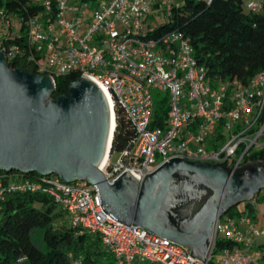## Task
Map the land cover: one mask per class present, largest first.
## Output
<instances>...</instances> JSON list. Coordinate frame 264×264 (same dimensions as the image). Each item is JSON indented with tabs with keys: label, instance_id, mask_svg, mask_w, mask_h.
Segmentation results:
<instances>
[{
	"label": "built area",
	"instance_id": "2783aa9c",
	"mask_svg": "<svg viewBox=\"0 0 264 264\" xmlns=\"http://www.w3.org/2000/svg\"><path fill=\"white\" fill-rule=\"evenodd\" d=\"M262 1L245 3L259 11ZM178 5L170 0H26L24 15L0 6V48L7 61L31 64L54 81L68 74L87 77L105 90L114 123L115 106L122 109L132 133L119 158L111 163L109 152L99 166L110 183L128 170L141 182L175 157L237 168L264 147V70L246 83L208 77L184 33L167 27ZM153 12L165 18L156 27L148 21ZM13 19L20 23L18 30ZM159 87L167 93L163 125L153 123V91ZM53 176L27 187L49 194L68 227L98 234L115 264H260L264 189L261 217L217 216L202 260L193 258L188 246L115 220L102 210L96 186Z\"/></svg>",
	"mask_w": 264,
	"mask_h": 264
},
{
	"label": "water",
	"instance_id": "95a60500",
	"mask_svg": "<svg viewBox=\"0 0 264 264\" xmlns=\"http://www.w3.org/2000/svg\"><path fill=\"white\" fill-rule=\"evenodd\" d=\"M54 89L51 76L10 67L0 48L1 171L87 181L96 186L102 210L115 220L188 246L190 255L202 260L217 216L264 189V161L234 168L178 157L141 182L128 170L110 183L99 169L112 140L108 141L110 108L104 92L84 76L71 81L66 94L52 97ZM176 174L188 175L211 190L203 211L188 221L161 215Z\"/></svg>",
	"mask_w": 264,
	"mask_h": 264
},
{
	"label": "trees",
	"instance_id": "16d2710c",
	"mask_svg": "<svg viewBox=\"0 0 264 264\" xmlns=\"http://www.w3.org/2000/svg\"><path fill=\"white\" fill-rule=\"evenodd\" d=\"M25 2L0 0V6L24 15ZM245 2L181 0L178 7L173 8L167 27H176L184 33L193 48L194 58L205 68L208 77L238 79L246 83L264 70V0L259 11L248 9ZM23 32L26 30L21 26L22 39L26 34ZM24 45L22 42L21 46ZM7 62L13 68L36 71L33 65L21 60ZM76 78L75 74L55 78L52 97L66 94L68 84ZM165 115L167 107L158 106L153 123L163 125ZM131 133L130 122L116 105L110 154L126 147ZM259 161H264V147L253 150L244 160ZM52 177L53 174L40 176L36 172L0 170V264H115L98 234L68 227L65 213L49 194L41 190L31 191L27 187V182ZM260 193L251 200L242 201L243 209L237 207L238 203L224 215L256 217L252 200H263V192L261 197ZM35 231H39L43 242L36 243L32 239ZM216 247L220 249L222 241H218Z\"/></svg>",
	"mask_w": 264,
	"mask_h": 264
},
{
	"label": "flooded vegetation",
	"instance_id": "af4514ba",
	"mask_svg": "<svg viewBox=\"0 0 264 264\" xmlns=\"http://www.w3.org/2000/svg\"><path fill=\"white\" fill-rule=\"evenodd\" d=\"M171 186L169 202L161 215L176 222L194 218L203 211V206L211 195V190L206 185L185 174L174 175Z\"/></svg>",
	"mask_w": 264,
	"mask_h": 264
},
{
	"label": "rangeland",
	"instance_id": "374dc122",
	"mask_svg": "<svg viewBox=\"0 0 264 264\" xmlns=\"http://www.w3.org/2000/svg\"><path fill=\"white\" fill-rule=\"evenodd\" d=\"M170 1L172 4H177V3H180L181 0H170ZM154 14H155V12H153V14L150 15L148 21L150 22V24L152 26L156 27V26L160 25L162 22H164L165 18H163L161 16H154ZM13 23L16 25V30H18L20 28V23L18 24L15 19H13ZM164 30H165V28H163L162 31H164ZM25 33L26 32H23V35ZM41 63H44V60H41ZM166 97H167V93L161 87L156 88L153 91V98H154L156 108H158V106L167 107V100L165 99ZM118 158H119V153L113 152L110 156V162L114 163ZM262 192H263V190L260 193V197H261ZM252 204H253V207L255 208L254 213L261 217V214L263 212V200L261 198L260 199H254V200H252ZM237 207L239 209H243L245 207L244 202L239 203ZM32 239L36 243L43 242L41 234L39 233V231H35L33 233ZM215 257L216 256H214V259H215Z\"/></svg>",
	"mask_w": 264,
	"mask_h": 264
},
{
	"label": "bare ground",
	"instance_id": "6f19581e",
	"mask_svg": "<svg viewBox=\"0 0 264 264\" xmlns=\"http://www.w3.org/2000/svg\"><path fill=\"white\" fill-rule=\"evenodd\" d=\"M102 90L105 93V97L107 98V102H108V105H109V108H110V125H109V134H108V141H109L111 139V137H112V133H113V130H114V124H115L114 123V115H113V112H112V106H111L110 102L108 101V97L106 95V92H105L104 89H102ZM105 159H106V154H104V157L102 158L101 165H103Z\"/></svg>",
	"mask_w": 264,
	"mask_h": 264
},
{
	"label": "crops",
	"instance_id": "0c3cea01",
	"mask_svg": "<svg viewBox=\"0 0 264 264\" xmlns=\"http://www.w3.org/2000/svg\"><path fill=\"white\" fill-rule=\"evenodd\" d=\"M257 246L261 249L262 251V257L260 258L259 262L260 264H264V237L260 238L257 242Z\"/></svg>",
	"mask_w": 264,
	"mask_h": 264
}]
</instances>
